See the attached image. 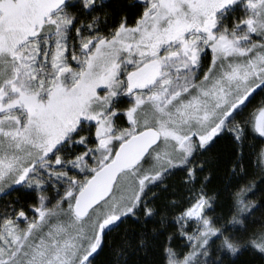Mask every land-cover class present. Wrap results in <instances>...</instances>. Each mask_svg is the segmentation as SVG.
Listing matches in <instances>:
<instances>
[{
  "label": "snow or ice",
  "instance_id": "1",
  "mask_svg": "<svg viewBox=\"0 0 264 264\" xmlns=\"http://www.w3.org/2000/svg\"><path fill=\"white\" fill-rule=\"evenodd\" d=\"M13 193L0 264H264V0H0Z\"/></svg>",
  "mask_w": 264,
  "mask_h": 264
},
{
  "label": "trees",
  "instance_id": "2",
  "mask_svg": "<svg viewBox=\"0 0 264 264\" xmlns=\"http://www.w3.org/2000/svg\"><path fill=\"white\" fill-rule=\"evenodd\" d=\"M127 2H131V0H127ZM250 144L261 146V139L259 137L252 139L249 141ZM218 150L221 153V163H222V168H221V174H223V171L227 169L230 165L228 163L229 161V156H228V149L226 147V141H221L220 145L218 146ZM251 160L252 164H255V156L251 155L249 157ZM181 174H177L176 177H173L170 180V183H177ZM219 184L216 183L214 184V187H218ZM256 199H259V195L256 197ZM259 217V214H257V218ZM251 230H256L255 228ZM236 264H261L260 259L258 258L257 255H255L252 252H245L243 255L239 256V258L236 260Z\"/></svg>",
  "mask_w": 264,
  "mask_h": 264
},
{
  "label": "flooded vegetation",
  "instance_id": "3",
  "mask_svg": "<svg viewBox=\"0 0 264 264\" xmlns=\"http://www.w3.org/2000/svg\"><path fill=\"white\" fill-rule=\"evenodd\" d=\"M208 60H210V55L208 57ZM15 193H13L11 196H0V204H2L5 200H10L15 198Z\"/></svg>",
  "mask_w": 264,
  "mask_h": 264
}]
</instances>
